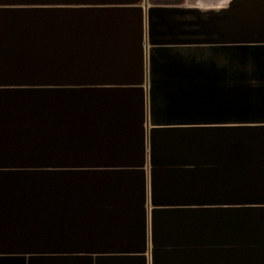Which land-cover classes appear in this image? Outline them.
<instances>
[{
    "label": "crops",
    "instance_id": "0c3cea01",
    "mask_svg": "<svg viewBox=\"0 0 264 264\" xmlns=\"http://www.w3.org/2000/svg\"><path fill=\"white\" fill-rule=\"evenodd\" d=\"M0 168L141 169L147 264H264V0H0ZM113 181L67 244H120Z\"/></svg>",
    "mask_w": 264,
    "mask_h": 264
},
{
    "label": "water",
    "instance_id": "95a60500",
    "mask_svg": "<svg viewBox=\"0 0 264 264\" xmlns=\"http://www.w3.org/2000/svg\"><path fill=\"white\" fill-rule=\"evenodd\" d=\"M109 178L114 193H131L134 199L125 216L133 222L116 231L120 244H67L81 242L74 234L85 231L59 230L56 219L70 207L74 212L85 207L66 203L61 194L104 193L102 181ZM145 198L141 169L0 168V220L12 221L9 229H0V264H95L101 259L147 264Z\"/></svg>",
    "mask_w": 264,
    "mask_h": 264
}]
</instances>
